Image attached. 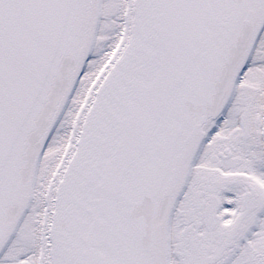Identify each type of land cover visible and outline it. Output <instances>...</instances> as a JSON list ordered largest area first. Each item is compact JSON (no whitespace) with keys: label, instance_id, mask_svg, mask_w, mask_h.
I'll return each mask as SVG.
<instances>
[{"label":"snow or ice","instance_id":"6c2138e0","mask_svg":"<svg viewBox=\"0 0 264 264\" xmlns=\"http://www.w3.org/2000/svg\"><path fill=\"white\" fill-rule=\"evenodd\" d=\"M0 264H264V0H0Z\"/></svg>","mask_w":264,"mask_h":264}]
</instances>
